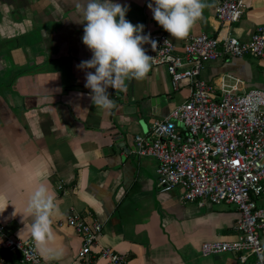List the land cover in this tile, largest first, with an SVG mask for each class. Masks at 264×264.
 <instances>
[{"label": "crops", "instance_id": "0c3cea01", "mask_svg": "<svg viewBox=\"0 0 264 264\" xmlns=\"http://www.w3.org/2000/svg\"><path fill=\"white\" fill-rule=\"evenodd\" d=\"M217 1L204 0L201 17L177 39L153 19L150 0H116L128 5L127 20L149 34L164 32L178 50L189 35L247 40L264 24V0H242L246 7L231 24L215 17ZM82 3L0 0V222L6 231L34 242L26 202L44 183L56 211L55 242H34L43 264H81L80 238L65 223L73 211L101 222L99 247L126 255V264H257L236 251L204 255L202 244L237 238L234 205L184 201L180 187L162 190L154 159L133 152V137L188 96L187 81L173 89L165 67L151 64L142 79L126 81V91L108 89L113 108L92 103L86 70L77 67L91 57L77 22ZM199 75L217 92L221 81L234 82L227 75L241 80L240 90H264V58L225 55Z\"/></svg>", "mask_w": 264, "mask_h": 264}, {"label": "built area", "instance_id": "2783aa9c", "mask_svg": "<svg viewBox=\"0 0 264 264\" xmlns=\"http://www.w3.org/2000/svg\"><path fill=\"white\" fill-rule=\"evenodd\" d=\"M245 7L242 0H218L214 14L219 22L231 24ZM150 38L156 46L144 48L153 57L151 64L165 67L173 89L187 81L189 94L133 137L134 154L154 159L162 190L180 187L184 201L234 205L237 238L202 244L204 255L236 251L241 260L253 255L257 264H264V90H240L241 80L227 75L234 82L221 81L217 92L199 75L207 62L225 55L264 58V24L247 40L189 35L179 50L163 32ZM65 223L80 238L76 258L81 264H126V255L99 247L101 222L86 221L73 211ZM0 264L43 263L31 239L10 235L0 222Z\"/></svg>", "mask_w": 264, "mask_h": 264}, {"label": "clouds", "instance_id": "9594fccd", "mask_svg": "<svg viewBox=\"0 0 264 264\" xmlns=\"http://www.w3.org/2000/svg\"><path fill=\"white\" fill-rule=\"evenodd\" d=\"M148 7L153 19L174 38L185 37L206 7L204 0H150ZM82 15L83 44L91 57L77 67L85 71V87L95 107L111 109L115 101L108 89L127 90L131 79H142L150 70L152 58L143 47L156 46L142 23L126 19L128 5L116 0H83L78 5ZM91 69L92 71H87ZM26 208L31 220V236L36 245L55 242L51 227L56 211L53 193L39 183L28 197Z\"/></svg>", "mask_w": 264, "mask_h": 264}, {"label": "bare ground", "instance_id": "6f19581e", "mask_svg": "<svg viewBox=\"0 0 264 264\" xmlns=\"http://www.w3.org/2000/svg\"><path fill=\"white\" fill-rule=\"evenodd\" d=\"M164 33V32H163ZM82 215V214H81Z\"/></svg>", "mask_w": 264, "mask_h": 264}]
</instances>
